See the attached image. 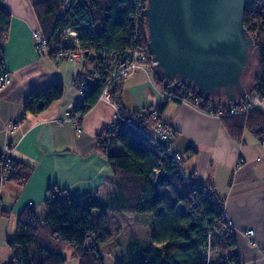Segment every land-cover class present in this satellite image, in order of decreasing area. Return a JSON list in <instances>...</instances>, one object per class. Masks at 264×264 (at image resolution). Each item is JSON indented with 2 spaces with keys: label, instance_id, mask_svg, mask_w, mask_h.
I'll return each mask as SVG.
<instances>
[{
  "label": "trees",
  "instance_id": "16d2710c",
  "mask_svg": "<svg viewBox=\"0 0 264 264\" xmlns=\"http://www.w3.org/2000/svg\"><path fill=\"white\" fill-rule=\"evenodd\" d=\"M61 3L62 0H43L34 5L40 30L48 42L55 41L65 27L58 18ZM146 3L147 0H79L77 9L73 8L71 12L73 19L85 26L79 31L81 48L92 51L98 61L109 52L127 53L135 40V31L136 40L149 57L143 13L137 14L138 9L144 10ZM10 18L5 0H0V69L5 65L1 45L7 38ZM243 25L254 41L251 56L255 61L250 63L247 71L252 72L250 85L247 87L245 84L248 80L246 75L242 77V83L246 97L256 96L262 100L264 0H250L246 4ZM105 72L104 68L98 67L95 73L83 71L76 78V82H82L86 90V96L74 107L79 121L98 102L106 85ZM154 72L153 80L158 85L167 82L161 80L156 69ZM171 81L175 80H169L166 85L170 86ZM178 85L185 86L186 99H201L199 108L202 110L228 107L223 92L210 102L209 98L197 94L186 83L178 81ZM62 93L63 87L54 84L41 94H31L26 98L23 110L38 113L59 99ZM246 97L237 96L236 99L238 103H243ZM162 104L167 102L154 107L159 115ZM221 120L231 139L239 140L244 128L259 141L264 139V111L261 108L252 110L246 116ZM101 138L102 135L96 140L100 142ZM99 145L98 149L102 150ZM116 145L122 148V153H117ZM103 149L113 177L107 205L118 214H149L151 222L134 220L130 235L126 237L108 230L107 214L95 212L102 206L92 199L93 196L87 194L81 200L73 201L52 196L44 201L45 215L42 217L29 206L21 211L14 236L5 240L8 260L1 264H67L66 250H70L78 264H103L104 254L112 258L113 264H242L237 259L231 229L226 231L223 240L208 233L214 221H222L221 212L214 210L208 198L203 199L200 193L202 187H208L211 189L210 196L217 197L209 184L187 189L184 182L172 173L166 158L151 151L147 140L130 129L118 126L109 139V146ZM2 169L0 151V175ZM155 170H159L158 175ZM29 175L30 170L13 159V169L8 173L6 182L24 184ZM193 197L198 202L191 208ZM87 236H91L92 244H86ZM216 248L220 259L208 261V252H215Z\"/></svg>",
  "mask_w": 264,
  "mask_h": 264
},
{
  "label": "crops",
  "instance_id": "0c3cea01",
  "mask_svg": "<svg viewBox=\"0 0 264 264\" xmlns=\"http://www.w3.org/2000/svg\"><path fill=\"white\" fill-rule=\"evenodd\" d=\"M41 1L5 0L11 18L1 48L9 83L0 91V151L9 147L12 158L28 168L30 175L24 184L8 181L3 186L0 264L8 260L5 240L14 236L21 211L29 206L38 216L45 215L48 188L63 191L73 200L91 195L102 206L95 212L106 213L108 218L118 214L107 205L113 177L106 152H100L96 140L112 121V108L102 101L94 104L81 116L79 137L70 122H55L78 99V91L70 77L72 65L41 56L32 44L31 31L39 25L34 5ZM54 84L63 87L59 99L38 113L24 112L29 95L41 94ZM262 101L264 111V98ZM119 102L131 111L160 106L159 96L141 71L124 80ZM161 106L159 116L173 131L171 150L182 153L184 167L209 184L225 203L233 222L238 261L264 264V146L245 128L239 140L231 139L221 119L184 103ZM10 124H14L13 130ZM115 149L123 151L119 145ZM249 229L253 230L251 237L245 234ZM64 254L67 264H78L71 253ZM103 259V264L114 263L109 256L103 255Z\"/></svg>",
  "mask_w": 264,
  "mask_h": 264
},
{
  "label": "built area",
  "instance_id": "2783aa9c",
  "mask_svg": "<svg viewBox=\"0 0 264 264\" xmlns=\"http://www.w3.org/2000/svg\"><path fill=\"white\" fill-rule=\"evenodd\" d=\"M84 1V0H83ZM250 0H246V4ZM79 0H62L61 7L58 12V18H60L65 27L62 28L61 34L57 36V39L52 42H48L42 34L40 27H36L31 31V37L33 46L37 52L44 57H50L54 62L61 63L67 62L72 65L73 73L72 79L76 90L78 91V99L69 104L66 107L65 116L62 119H56V123L70 122L75 129L76 136L81 135L80 121L78 116L74 112V107L79 105L82 99L86 96L85 86L82 82H76V78L83 71L95 73L98 67L104 68L105 72V87L99 97L98 101H102L109 105L113 110V119L108 126L103 130V137L97 146L106 148L109 146V139L111 134L119 126L123 129H130L137 135L147 140V147L153 151L158 152L159 156H164L167 163L172 168V173L176 177L183 181L187 189L200 188L204 184L202 181L196 178L195 174L184 168L183 159L184 155L179 152H173L171 150V141L173 131L169 126L164 125L161 120L158 111L155 108L151 109H140V110H125L119 102V88L122 86L124 80L130 78L138 70L143 71L146 75L148 82L152 89L159 96L160 103L179 102L184 103L193 107L194 109L215 116L219 119L225 117H234L243 115L246 116L252 110L260 108L263 101L258 99L256 96L246 97L247 100L237 105H229L227 108H212L209 110H202L199 108L201 104L200 98H194L190 101L187 100V93L185 86L181 87L178 85V81H171L170 86L167 81L164 84L158 85L151 76V72L155 68V62L152 61L142 49L138 43L136 32L134 31V39L131 48L127 53H116L109 52L103 55L101 61L95 58V54L92 51L81 48L80 45V29L85 28L84 25H79L77 19H73L71 9H77ZM142 14L143 10H137V14ZM69 14V15H68ZM9 83V72L5 68V65L0 69V91L6 87ZM180 88L179 91H177ZM123 110V112H122ZM118 124V125H117ZM9 127L13 130L14 124H10ZM264 146V139L260 141ZM105 150V149H104ZM1 165L2 173L0 175V211L2 210V186L7 181V175L13 169V159L11 156V150L9 147L1 151ZM158 175L159 170L154 172ZM210 188L202 187L200 193L203 195V199L208 198L210 204L216 211L221 212V222L214 221L212 230L209 231V235L215 236L216 238H223L226 235V231L231 229L232 221L228 217V213L225 209V203L217 197H211ZM55 195V198L62 197L65 195L63 191L50 188L45 193V199H49ZM196 196V195H195ZM81 196L78 200H81ZM198 200L193 197L191 198V208L197 204ZM247 237H251L253 230L249 229L245 232ZM91 236H87L86 244H92ZM217 251V248L215 249ZM209 253V252H208ZM208 261L210 256L207 255Z\"/></svg>",
  "mask_w": 264,
  "mask_h": 264
},
{
  "label": "water",
  "instance_id": "95a60500",
  "mask_svg": "<svg viewBox=\"0 0 264 264\" xmlns=\"http://www.w3.org/2000/svg\"><path fill=\"white\" fill-rule=\"evenodd\" d=\"M246 0H147L146 50L161 80H178L227 105L246 97L242 77L254 41L243 25ZM185 85V84H184Z\"/></svg>",
  "mask_w": 264,
  "mask_h": 264
},
{
  "label": "rangeland",
  "instance_id": "374dc122",
  "mask_svg": "<svg viewBox=\"0 0 264 264\" xmlns=\"http://www.w3.org/2000/svg\"><path fill=\"white\" fill-rule=\"evenodd\" d=\"M34 29H36V27ZM31 39H32V37H31ZM32 44H33V41H32ZM250 61H251L252 64L254 63L255 59H254L253 56H250ZM65 64L66 65H70L67 62H65ZM69 71H70V77H71L72 73H73V68H71ZM138 71H141V70H138ZM141 72L143 73V71H141ZM154 74H155L154 72H151V76L154 75ZM245 75L247 76L246 78L248 79L245 84L248 87L250 85V83H251L250 82L251 81V77H252L251 70H250V72H246ZM72 82H73V79H72ZM246 89H248V88H246ZM112 113H113V110H112ZM112 135L113 134H111V136ZM100 152L105 153L103 151V148H102V150H100ZM2 189H3V186H2ZM49 189L50 188H48L47 191H49ZM60 198L67 199L66 195H64V196H62ZM110 215L111 216L108 218V223H107L108 230L111 231L112 233H120L123 236H126V235L129 234V230L131 228V224H132V222L134 220H138V221L143 222V223L151 222V216L149 214H139V213H137V214H125V213H123V214H114V216H113V214H110ZM214 251L215 252H213V250H210L209 253L207 254V255L210 256L209 260H211V261H215L217 259H220V257L217 256V255H219L220 252H216V250H214ZM65 253H71V252H70V250H66ZM104 256H108V255L104 254Z\"/></svg>",
  "mask_w": 264,
  "mask_h": 264
},
{
  "label": "bare ground",
  "instance_id": "6f19581e",
  "mask_svg": "<svg viewBox=\"0 0 264 264\" xmlns=\"http://www.w3.org/2000/svg\"><path fill=\"white\" fill-rule=\"evenodd\" d=\"M53 196H55V195H53ZM50 198V197H49ZM233 228V222H232V227H231V229Z\"/></svg>",
  "mask_w": 264,
  "mask_h": 264
}]
</instances>
